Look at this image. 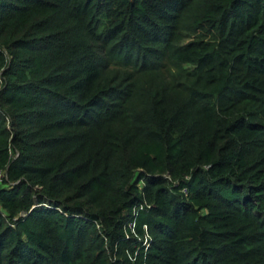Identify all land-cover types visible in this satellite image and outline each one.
I'll list each match as a JSON object with an SVG mask.
<instances>
[{
  "label": "trees",
  "instance_id": "16d2710c",
  "mask_svg": "<svg viewBox=\"0 0 264 264\" xmlns=\"http://www.w3.org/2000/svg\"><path fill=\"white\" fill-rule=\"evenodd\" d=\"M0 264H264V0H0Z\"/></svg>",
  "mask_w": 264,
  "mask_h": 264
},
{
  "label": "built area",
  "instance_id": "2783aa9c",
  "mask_svg": "<svg viewBox=\"0 0 264 264\" xmlns=\"http://www.w3.org/2000/svg\"><path fill=\"white\" fill-rule=\"evenodd\" d=\"M130 225H131V227H132V226H134V223H131ZM143 226H144V228L146 229V224H144ZM146 240H147V237L144 238V241H146Z\"/></svg>",
  "mask_w": 264,
  "mask_h": 264
}]
</instances>
